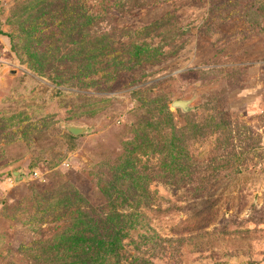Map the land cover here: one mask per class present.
<instances>
[{
  "label": "rangeland",
  "instance_id": "rangeland-1",
  "mask_svg": "<svg viewBox=\"0 0 264 264\" xmlns=\"http://www.w3.org/2000/svg\"><path fill=\"white\" fill-rule=\"evenodd\" d=\"M0 264H264V0H0Z\"/></svg>",
  "mask_w": 264,
  "mask_h": 264
},
{
  "label": "water",
  "instance_id": "water-1",
  "mask_svg": "<svg viewBox=\"0 0 264 264\" xmlns=\"http://www.w3.org/2000/svg\"><path fill=\"white\" fill-rule=\"evenodd\" d=\"M173 107H179L183 109L184 111L189 110V100H183V99H176L172 103ZM69 130L74 133V134H80L84 131L83 127H78V126H70Z\"/></svg>",
  "mask_w": 264,
  "mask_h": 264
},
{
  "label": "trees",
  "instance_id": "trees-1",
  "mask_svg": "<svg viewBox=\"0 0 264 264\" xmlns=\"http://www.w3.org/2000/svg\"><path fill=\"white\" fill-rule=\"evenodd\" d=\"M90 22H91V23L93 22L91 17H89L88 21L86 20L85 23L88 25ZM83 27H84V26H83ZM72 32H73V31H71V34H72ZM71 40H72V39H71ZM108 40H111V38L108 39ZM107 43H109V42L107 41ZM107 43L104 44V47H103V48H106V46L109 45V44H107ZM100 49H102V48H101L99 45H93L92 47L87 48L85 52H86V53H89V54H92L93 52H95V51H97V50H100ZM182 110H183V109H182ZM183 111H184V110H183ZM72 136H73V135H72ZM115 239H118V238L116 237ZM106 257H107V256H106ZM106 257H105V258H106Z\"/></svg>",
  "mask_w": 264,
  "mask_h": 264
}]
</instances>
